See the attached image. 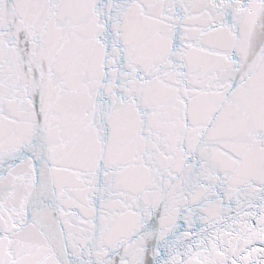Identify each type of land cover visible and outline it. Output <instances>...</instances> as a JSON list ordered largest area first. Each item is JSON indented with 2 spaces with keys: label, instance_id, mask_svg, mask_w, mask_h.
I'll use <instances>...</instances> for the list:
<instances>
[{
  "label": "snow or ice",
  "instance_id": "6c2138e0",
  "mask_svg": "<svg viewBox=\"0 0 264 264\" xmlns=\"http://www.w3.org/2000/svg\"><path fill=\"white\" fill-rule=\"evenodd\" d=\"M0 264H264V0H0Z\"/></svg>",
  "mask_w": 264,
  "mask_h": 264
}]
</instances>
